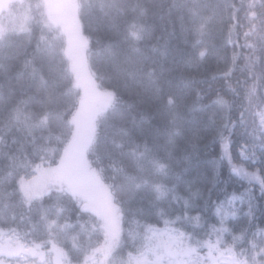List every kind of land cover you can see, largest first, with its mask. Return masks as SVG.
Instances as JSON below:
<instances>
[{
    "label": "trees",
    "instance_id": "trees-1",
    "mask_svg": "<svg viewBox=\"0 0 264 264\" xmlns=\"http://www.w3.org/2000/svg\"><path fill=\"white\" fill-rule=\"evenodd\" d=\"M79 1L97 87L115 94L86 135L122 215L109 264H129L151 228L200 246L218 239L233 258L264 264V0ZM72 28L34 20L0 35V226L50 264L53 244L75 264L104 240L70 191L26 202L19 187L58 161L83 121Z\"/></svg>",
    "mask_w": 264,
    "mask_h": 264
},
{
    "label": "rangeland",
    "instance_id": "rangeland-1",
    "mask_svg": "<svg viewBox=\"0 0 264 264\" xmlns=\"http://www.w3.org/2000/svg\"><path fill=\"white\" fill-rule=\"evenodd\" d=\"M78 3L79 0H0V35L3 36L10 30L25 31L34 20L48 19L61 32L67 26L71 29L77 28V31L71 34L72 37L67 38L66 35V44L68 43L66 51L76 81L82 89L80 109L84 107L83 121L76 128L58 161L51 165H40L35 174L20 179L19 187L26 202L34 200L54 187H63L70 191L98 216L104 231L102 243L96 248L86 249V261L80 264H109V258L121 238L122 215L109 185L87 159L86 135L90 127L87 126V122L90 125L92 116L98 110L111 105L115 100V94L97 87L86 54V40L79 31L81 24L77 18L80 6ZM219 228L225 231L227 222L222 219ZM2 229L0 226L2 238L14 235V232L3 234ZM13 239L14 247L11 252L21 251V253L12 259L7 258V264H50L48 255L39 253L37 247L23 246L21 242H15L20 239L18 234ZM51 249L54 252V260L51 262L61 264L62 246L53 244ZM227 250L228 248L220 246L218 239L214 243L204 240L200 246L195 240H191L189 235L175 229L151 228L146 246L128 262L129 264H246L228 255Z\"/></svg>",
    "mask_w": 264,
    "mask_h": 264
},
{
    "label": "flooded vegetation",
    "instance_id": "flooded-vegetation-1",
    "mask_svg": "<svg viewBox=\"0 0 264 264\" xmlns=\"http://www.w3.org/2000/svg\"><path fill=\"white\" fill-rule=\"evenodd\" d=\"M13 247H14L13 240L10 237L5 236L4 238H2L0 236V264H7L6 263L7 258L12 259L16 257L19 253H21V251L17 252V249H15L17 253L11 252V249ZM63 252H64L63 250L60 251L61 261H62L61 264H66L67 261L62 257ZM52 254H54L53 251ZM75 264H80V263H75Z\"/></svg>",
    "mask_w": 264,
    "mask_h": 264
}]
</instances>
